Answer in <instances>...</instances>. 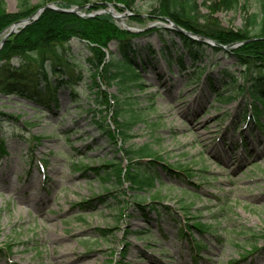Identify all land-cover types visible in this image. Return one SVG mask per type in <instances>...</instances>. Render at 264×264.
<instances>
[{
    "label": "rangeland",
    "instance_id": "1",
    "mask_svg": "<svg viewBox=\"0 0 264 264\" xmlns=\"http://www.w3.org/2000/svg\"><path fill=\"white\" fill-rule=\"evenodd\" d=\"M197 2L207 13L205 0ZM6 3L8 12L17 10V0ZM138 5L142 22L115 3L80 14L112 8L114 15L109 14L118 26L144 32L137 46L159 51L158 35L148 30L167 24L151 18L152 2ZM259 10V0H249L246 8L223 9L214 16L237 30ZM68 47L76 62L74 82L60 86L49 107L0 93V136L7 151L0 157V264H264V130L244 117L251 109L244 102L252 98L233 92L236 101L220 100L205 76L210 72L218 91L229 88L221 70L238 77L234 58L209 47L201 64L206 73L194 81L188 77L191 66L169 68L160 54L153 59L144 52L145 62L151 60L141 70L145 89L96 78L110 101L104 106L95 101L98 87L90 86L86 43L74 38ZM109 49L116 52L114 42ZM58 78L70 80L68 74ZM100 107L112 116L116 108L124 109V120L133 110L141 117L124 146H147L153 153L142 162L156 165L161 179L155 188L137 193L128 182L102 184L100 174L90 169L103 159L126 160L92 121L91 111ZM260 119L264 122V111ZM156 198L162 216L151 209ZM161 206L191 227L210 226L205 233L193 227L187 231L202 241L198 255L178 237L179 224Z\"/></svg>",
    "mask_w": 264,
    "mask_h": 264
},
{
    "label": "trees",
    "instance_id": "2",
    "mask_svg": "<svg viewBox=\"0 0 264 264\" xmlns=\"http://www.w3.org/2000/svg\"><path fill=\"white\" fill-rule=\"evenodd\" d=\"M143 1L152 2L149 12L152 15L151 18L160 20L170 18L182 28L213 39L221 45L242 43L227 49L213 47L215 51L231 55L239 68L238 77L236 72L228 69L221 70V80H230L225 86L229 88L218 91L210 72L205 74L206 66L201 64L204 63L210 45L204 41L194 40L164 26L152 27L148 31L155 32L161 42L160 50L156 51L150 45L145 48L137 46L135 39L142 33L121 28L109 13L83 16L79 13L46 9L36 20H32L25 27L20 28L19 32L10 35L1 47L0 93L8 96L17 95L33 103L49 107V102L53 99L56 90L63 84L71 87L70 83L74 82L76 62L68 52L70 49L68 43L75 38L85 42L89 50L90 54L86 62L90 66V76L93 79L90 86L98 87L95 92V101L98 104L105 106L109 105L110 101L100 89L96 78L106 81L107 84L115 79L121 84L133 82L143 89L145 84L141 70L151 63V60L145 62L144 52L148 56L151 55L153 59L160 54L169 68L177 65L180 71H186L191 66L193 71L189 73L190 80H201L205 74L206 80L210 81L211 91L216 93L218 98H223L225 93H249L253 102L250 104L251 109L244 111V117L247 120L253 118L256 125L264 130V122L260 119L264 108V0H259V12L249 16L248 23L237 30L225 28L214 13L223 9L246 8L249 0H243L241 5L242 0H205L203 5L208 8L207 13L202 11V6L197 0H101L99 5L94 4L83 12L89 13L93 9H101V6L115 3L120 10L132 11L134 13L131 15L132 20L142 22L138 3ZM50 2L70 8L89 4L91 0H38L37 3H33L32 0H17V10L14 12H8L6 0H0V39L4 31L12 24L27 18L38 8ZM176 37L180 45L175 40ZM112 42L116 45V52L109 49ZM186 59L190 61V65L187 64ZM59 74H68L70 80L59 79ZM240 78L245 82L239 83ZM77 79H81V75ZM152 96L148 98L149 101H153ZM57 101V99L53 100L54 103ZM91 112L93 123L114 143L118 152L126 157V160L122 157L123 159L119 158V161L103 159L99 166L90 167L95 170V173L100 174L101 183L117 182L123 185L128 182L137 193L155 188L156 182L161 179L157 167L151 162H142V159L151 157L153 153L147 146L137 148L124 146L132 138L130 134L132 124L141 120L137 112L133 110L127 120L123 119L124 109L116 108L113 116L106 110H102V107L93 109ZM4 144L5 141L0 136V157L7 154ZM97 199L101 200L102 196H98ZM137 204L141 209H145L139 203ZM159 204L161 203L158 199H154L151 209L162 216ZM161 207L166 211V216H171L179 224L178 237L181 240H188L192 254L198 255L204 249L202 241L192 238L187 231L193 227L205 233L210 226L197 224L196 227H191L189 223H182L179 215H175L169 207ZM99 232L104 236L107 234L106 229H100ZM253 239L257 238L253 236ZM2 252L3 250L0 249V254Z\"/></svg>",
    "mask_w": 264,
    "mask_h": 264
},
{
    "label": "water",
    "instance_id": "3",
    "mask_svg": "<svg viewBox=\"0 0 264 264\" xmlns=\"http://www.w3.org/2000/svg\"><path fill=\"white\" fill-rule=\"evenodd\" d=\"M91 6V4H87V5H82V6H73L69 9L66 8H61L58 7L55 3L51 2L48 4L43 5L42 7H40L36 12H34L33 14H31L30 16H28L27 18L21 19L17 22H15L14 24H12L8 29L5 30V34L2 38V40L0 41V49L3 46L4 42L6 41V39L12 35L13 33L19 32V28L20 27H25L27 24H29L32 20L37 19L40 14L46 10V9H53V10H57L59 12H70V13H79L81 10H83L84 8ZM109 13L113 14L112 9H108L106 10ZM165 20L167 22H169V25H166L168 28L174 29L180 33H183L187 36H190L196 40H204L205 42L213 45V46H221L220 44H218L216 41L206 38L205 36L199 35V34H195L191 31H187L184 28L180 27L178 24H176L173 20H171L170 18H165ZM246 42V41H245ZM244 43V42H243Z\"/></svg>",
    "mask_w": 264,
    "mask_h": 264
},
{
    "label": "bare ground",
    "instance_id": "4",
    "mask_svg": "<svg viewBox=\"0 0 264 264\" xmlns=\"http://www.w3.org/2000/svg\"><path fill=\"white\" fill-rule=\"evenodd\" d=\"M116 13V12H115Z\"/></svg>",
    "mask_w": 264,
    "mask_h": 264
}]
</instances>
